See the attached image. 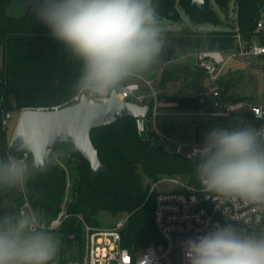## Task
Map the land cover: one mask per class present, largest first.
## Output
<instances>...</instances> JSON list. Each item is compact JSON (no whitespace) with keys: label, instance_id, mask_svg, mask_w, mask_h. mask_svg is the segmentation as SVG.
Listing matches in <instances>:
<instances>
[{"label":"trees","instance_id":"trees-1","mask_svg":"<svg viewBox=\"0 0 264 264\" xmlns=\"http://www.w3.org/2000/svg\"><path fill=\"white\" fill-rule=\"evenodd\" d=\"M12 1L0 0V158L10 154L22 157L25 153H17L10 147L4 125L8 115L27 108L51 109L65 105L75 96L72 85L80 73V63L63 49V45L35 16L29 0L22 16L7 15L6 9ZM231 1L213 0L212 6L210 0H206V12H202L199 8H192V0H154L160 25L176 27L162 28L167 45L161 63L141 76L155 78L150 72L159 71L157 87L162 91L170 84L181 83L180 96L165 97L163 92L160 95V99L165 97L166 101L175 103L178 111L195 113L212 108L201 106V100L207 98L199 96L207 88H201L206 78L204 71L192 58L184 62L179 60L191 52L229 51L233 48L234 30L203 28L219 26L222 22L217 13L227 10ZM232 9L237 15L235 23L241 37L250 43L259 39L264 45V33L257 30V23L264 13V1L233 0ZM220 83L223 102L255 99L253 96L229 95L234 86L231 79L223 80L221 77ZM187 91L193 92L194 96L186 95ZM147 104L151 106L152 102ZM243 119L247 124L258 126L250 116ZM160 126L164 132L167 131V121ZM145 133L147 138L139 133L137 121L131 117L93 130L92 143L104 166L97 175L92 174L89 162L72 144L57 143L47 156V172L36 170L26 181V196L32 208L47 223L64 210L68 217L57 230L63 239L77 235V241L81 242L80 217L97 227L94 216L105 212L130 215L122 231L121 245L132 254L161 242L154 220L156 192H150L151 182H156L161 176H183L190 184H201L196 177L194 159L184 153L169 152L162 143L157 145V141L152 140L147 121ZM28 154V159H31L32 155ZM143 177H147L149 182L145 184ZM23 201L19 188L8 193L0 192V216L20 210ZM74 242L76 240L68 245ZM69 259L75 260L74 255L66 257L62 254L59 262L66 264Z\"/></svg>","mask_w":264,"mask_h":264},{"label":"clouds","instance_id":"clouds-1","mask_svg":"<svg viewBox=\"0 0 264 264\" xmlns=\"http://www.w3.org/2000/svg\"><path fill=\"white\" fill-rule=\"evenodd\" d=\"M29 3L51 35L80 63L72 85L76 96L110 97L128 80L161 63L167 39L154 0ZM188 157L196 161V177L203 191L214 195L216 205L239 201L264 209V126L212 127ZM45 163L34 153L31 159L11 154L0 158V192L23 186ZM221 212L222 223L183 243L185 264H264V230L237 225ZM59 248V239L37 211L0 216V264H53Z\"/></svg>","mask_w":264,"mask_h":264},{"label":"built area","instance_id":"built-area-1","mask_svg":"<svg viewBox=\"0 0 264 264\" xmlns=\"http://www.w3.org/2000/svg\"><path fill=\"white\" fill-rule=\"evenodd\" d=\"M264 1V0H263ZM235 42L229 51L203 50L194 54L196 65L204 71L209 80L207 88L199 93L200 97H207L209 110L195 112L198 118H226L230 116H250L259 126H264V104H259L255 99H239L235 101L223 102L220 97L223 87L220 83L222 75L228 70L225 69L226 57L228 60H247L249 57L264 56V45L259 39L250 43L244 40L239 34L237 25L233 29ZM257 30L264 33V19L257 23ZM146 89V91H144ZM163 91L157 87L156 78L145 76L134 77L132 81L124 85L118 92V97L123 101L136 103L141 106H149V114L146 118L148 127L152 133V140L164 142L172 140L160 126L162 99L160 95ZM110 97L101 99H88L90 102H106ZM81 96H74L63 106H56L51 109L39 108V110H59L65 106L77 104ZM174 152L182 154L185 146L189 147V154L194 148L200 146L199 143L186 144L178 143ZM188 154V156H189ZM22 157L29 158L28 152ZM167 183L180 185L179 191H156L157 185L152 188L155 191L154 220L156 229L162 239L161 242L151 244L138 254H132L128 249L122 247V231L124 230L128 216L118 218L110 227L100 228L86 223L82 218L83 230V254L75 260L69 259L66 264H185L182 252L183 243L196 235L208 231L214 224L222 223L225 212L237 225H242L250 230H264V209L256 206L245 205L242 202L219 201L216 205L211 199L214 195L203 191L202 186H194L189 183H181L177 179L165 180ZM24 201L20 210L35 211L27 196L26 182L21 186ZM218 207L221 209H218ZM68 214L63 210L59 215L47 223L51 231L58 230ZM53 264H61L59 261Z\"/></svg>","mask_w":264,"mask_h":264},{"label":"rangeland","instance_id":"rangeland-1","mask_svg":"<svg viewBox=\"0 0 264 264\" xmlns=\"http://www.w3.org/2000/svg\"><path fill=\"white\" fill-rule=\"evenodd\" d=\"M211 5L213 6V0H210ZM27 0H13L11 4L7 7L6 13L9 16L20 17L24 13L21 9L23 7L26 10ZM233 0L231 1L227 10L218 11L219 20L222 22L219 26H205L204 29H226L233 30L236 26V18L237 15L233 11ZM264 19V13L261 16ZM161 26V25H160ZM176 26H171L170 24H166L161 26V28H171ZM196 52H191L181 57L179 61L184 62L188 58H192L195 61ZM1 51H0V66H1ZM196 63V62H195ZM225 69L228 70L222 75L223 80L231 79L234 83V86L230 89L229 95L234 97H250L253 96L257 103L264 104V56L260 57H249L247 60H236L230 59L228 60L226 57V64L224 65ZM152 77L157 78L159 75V71L150 72ZM158 84V79H156ZM209 85V80L204 77L202 81L201 88H205ZM181 88V83L176 82L170 84L166 90L163 91V95L167 96H180L179 90ZM186 95L194 96L193 92L187 91ZM164 97V98H165ZM162 99V108L161 116L159 118V122L164 124L167 121L168 126L167 134L170 136L172 140H167L162 142L163 147L169 151L174 152L178 143H186V144H201L204 139V133L215 126H227V127H237L247 124L242 116H230L226 118H206L200 119L194 113L191 112H181L175 109L176 104L166 101V99ZM21 111L12 112L11 118L8 120L5 119L4 125L7 130L8 137L10 138V142L12 136L15 132L17 122L19 119ZM5 118V117H4ZM184 154L188 155L190 150L188 146L183 148ZM174 178L180 181L181 183H189L188 178L180 177V176H161L158 178L156 182H151L150 192H152V188L157 185L156 191H179L181 188L180 185H175L172 183H166L165 180ZM144 183H148L149 179L147 177H143ZM190 184V183H189ZM193 185V184H190ZM196 186V185H194ZM21 189V187H19ZM154 192V191H153ZM68 200V199H66ZM123 216H130L127 213H120L118 215H112L110 213L101 212L94 216V220H96L97 227L106 228L110 227L114 224V222ZM81 218V217H80ZM83 224V223H82ZM52 233L59 239L60 248L59 252L53 262H57L60 260L62 254L68 257L71 254L74 255L75 258H80L83 254V240L77 241L68 245L66 239H63V235L55 230Z\"/></svg>","mask_w":264,"mask_h":264},{"label":"water","instance_id":"water-1","mask_svg":"<svg viewBox=\"0 0 264 264\" xmlns=\"http://www.w3.org/2000/svg\"><path fill=\"white\" fill-rule=\"evenodd\" d=\"M191 5L192 8L206 12V0H192ZM208 105L207 99L201 100L202 107ZM148 114L149 106L123 101L117 92H113L106 102L92 103L81 96L77 104L59 110L27 108L20 113L10 147L17 153H34L38 161H46L57 143H69L89 162L92 174L97 175L103 171L104 166L92 143L91 132L131 117L137 121L139 133L147 138L145 123ZM10 118L9 114L8 120ZM157 145H161V142L158 141ZM37 171L47 172L46 163ZM77 239V235H69L66 241L71 243Z\"/></svg>","mask_w":264,"mask_h":264}]
</instances>
